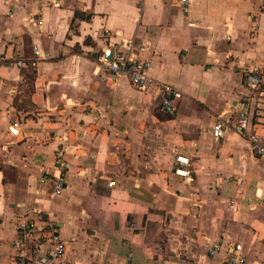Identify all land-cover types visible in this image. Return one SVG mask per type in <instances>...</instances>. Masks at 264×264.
Wrapping results in <instances>:
<instances>
[{
	"label": "crops",
	"instance_id": "1",
	"mask_svg": "<svg viewBox=\"0 0 264 264\" xmlns=\"http://www.w3.org/2000/svg\"><path fill=\"white\" fill-rule=\"evenodd\" d=\"M103 29L148 45L151 77L181 94L176 116L157 85L101 68ZM0 54L24 62L0 65V264H16L19 204L60 228L68 264H230L236 244L264 264V161L250 147L264 144V93L246 135L213 136L264 68V0H190L188 13L180 0H0Z\"/></svg>",
	"mask_w": 264,
	"mask_h": 264
},
{
	"label": "built area",
	"instance_id": "2",
	"mask_svg": "<svg viewBox=\"0 0 264 264\" xmlns=\"http://www.w3.org/2000/svg\"><path fill=\"white\" fill-rule=\"evenodd\" d=\"M183 12L188 13L190 0H180ZM35 25H41L42 20L35 18ZM100 38L104 41L103 54L100 58L101 68L114 76L126 75L131 85L140 91H147L157 85L162 93V110L169 116H176L180 92L166 83H156L150 75L152 62L149 58L141 56L148 48L147 44H138L134 37L126 38L120 33H112L107 29L100 32ZM112 51L111 60L106 59V53ZM36 59L40 57L37 46L34 47ZM22 59L11 60L6 55L0 54V65L23 66ZM245 93H239L237 107L227 115H220L213 125V136L219 139L228 130L246 135L250 125L249 114L251 103L254 99L261 98L264 91V68L256 69L245 77ZM16 126V124L14 123ZM250 147L264 161V144L255 136H250ZM62 167H65L64 165ZM64 170V169H62ZM174 174L183 178L188 183L192 181L191 162L188 157L177 155L174 166ZM66 176L63 171L58 172L52 179V197H61L66 187ZM112 184V183H111ZM19 236L14 240L16 249V264H68L66 260L67 242L60 236V228L48 222L42 213L33 206L19 204L15 208ZM38 223H46L39 229ZM134 226V224L132 225ZM38 232L44 233L38 236ZM223 250L222 243H216L209 249V255L214 256ZM230 264H246L247 259L243 254L241 245H232L229 251Z\"/></svg>",
	"mask_w": 264,
	"mask_h": 264
},
{
	"label": "water",
	"instance_id": "3",
	"mask_svg": "<svg viewBox=\"0 0 264 264\" xmlns=\"http://www.w3.org/2000/svg\"><path fill=\"white\" fill-rule=\"evenodd\" d=\"M111 58H112V51H108V52L106 53V59H107V60H111Z\"/></svg>",
	"mask_w": 264,
	"mask_h": 264
}]
</instances>
